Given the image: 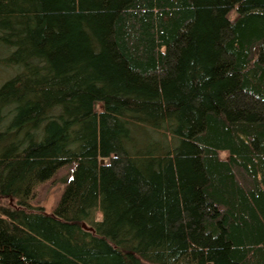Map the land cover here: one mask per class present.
I'll list each match as a JSON object with an SVG mask.
<instances>
[{
	"label": "trees",
	"instance_id": "1",
	"mask_svg": "<svg viewBox=\"0 0 264 264\" xmlns=\"http://www.w3.org/2000/svg\"><path fill=\"white\" fill-rule=\"evenodd\" d=\"M0 264H264V0H0Z\"/></svg>",
	"mask_w": 264,
	"mask_h": 264
},
{
	"label": "rangeland",
	"instance_id": "2",
	"mask_svg": "<svg viewBox=\"0 0 264 264\" xmlns=\"http://www.w3.org/2000/svg\"><path fill=\"white\" fill-rule=\"evenodd\" d=\"M71 176V169H62L46 183L36 188L31 205L43 208L46 214L51 213L59 201L60 195L66 187V182Z\"/></svg>",
	"mask_w": 264,
	"mask_h": 264
},
{
	"label": "water",
	"instance_id": "3",
	"mask_svg": "<svg viewBox=\"0 0 264 264\" xmlns=\"http://www.w3.org/2000/svg\"><path fill=\"white\" fill-rule=\"evenodd\" d=\"M103 162V161H102ZM91 230V229H90Z\"/></svg>",
	"mask_w": 264,
	"mask_h": 264
}]
</instances>
